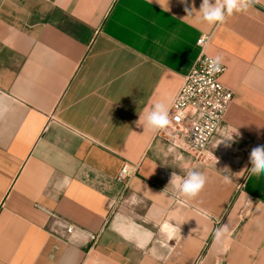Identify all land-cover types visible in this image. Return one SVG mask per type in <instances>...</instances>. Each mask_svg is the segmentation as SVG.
I'll return each instance as SVG.
<instances>
[{
	"label": "crops",
	"instance_id": "crops-1",
	"mask_svg": "<svg viewBox=\"0 0 264 264\" xmlns=\"http://www.w3.org/2000/svg\"><path fill=\"white\" fill-rule=\"evenodd\" d=\"M186 4L0 0V264H264V174L249 172L264 145V0L215 25L202 0ZM202 50L234 91L204 160L138 124ZM127 160L139 168L111 212ZM189 171L207 177L197 197L164 192Z\"/></svg>",
	"mask_w": 264,
	"mask_h": 264
},
{
	"label": "built area",
	"instance_id": "built-area-1",
	"mask_svg": "<svg viewBox=\"0 0 264 264\" xmlns=\"http://www.w3.org/2000/svg\"><path fill=\"white\" fill-rule=\"evenodd\" d=\"M209 41L210 35L203 34L198 38L197 44L204 49ZM211 59L214 58L202 50L190 71L184 76L173 99L169 111L171 124L167 129L159 130V133H164L171 140L180 137L184 149L197 159L203 160L210 155V141L218 131L234 95V91L221 81L226 66L220 63L219 71H210ZM138 168L139 163L125 161L117 177L122 188L111 202V212L123 199ZM73 228V225L66 227L68 232H72ZM93 239H96L95 235Z\"/></svg>",
	"mask_w": 264,
	"mask_h": 264
},
{
	"label": "clouds",
	"instance_id": "clouds-1",
	"mask_svg": "<svg viewBox=\"0 0 264 264\" xmlns=\"http://www.w3.org/2000/svg\"><path fill=\"white\" fill-rule=\"evenodd\" d=\"M181 2L185 3V11L188 15H192L194 8L190 9L186 4V0H181ZM255 2L256 0H214V2L213 0H202V4L198 11V13H200L199 19L209 25L223 24L226 19L234 13L246 12ZM221 59L222 58L220 56H216L214 59H211L209 61V70L219 71ZM172 102L171 97L160 100L151 110L148 111L146 117L141 116L138 124L141 121L146 120L144 127L153 132L161 129H167L171 124L169 111L172 106ZM231 140L232 136L222 141L225 142L226 146H230L228 142ZM172 150V148H169V152ZM249 160L252 164V167L249 170L250 174L257 177L264 174V145H257L253 147L249 154ZM206 182L207 177L202 172L189 171L185 177H181L176 172H172L169 184L165 188L164 192H167V189L171 186L174 189L173 196H175L178 200L180 198H183V201L191 200L198 196V194L205 187ZM177 193L178 197L176 196ZM167 227L168 225H165V228ZM176 231L177 229L173 227L172 231L165 232L166 238L168 240H172ZM227 232V226H222L221 228L216 229L215 238L220 240L225 237Z\"/></svg>",
	"mask_w": 264,
	"mask_h": 264
}]
</instances>
